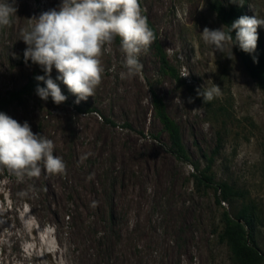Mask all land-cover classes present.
Returning <instances> with one entry per match:
<instances>
[{
  "label": "rangeland",
  "instance_id": "obj_1",
  "mask_svg": "<svg viewBox=\"0 0 264 264\" xmlns=\"http://www.w3.org/2000/svg\"><path fill=\"white\" fill-rule=\"evenodd\" d=\"M217 2L239 4L140 0L157 34L140 56L142 77L120 78L117 38L102 58L105 72L93 97L76 103L56 81L65 102L42 100L34 84L6 108L3 113L54 142L66 171L19 181L0 168V264H235L219 233L223 213L240 201L218 204L215 190L198 184L193 163L200 170L211 164L216 182H228L259 205L264 252V93L233 46L229 58L201 38L205 27L225 31ZM241 2L247 16L264 18V0ZM16 3L13 25L0 28V99L44 75L25 63L20 32L28 19L58 9L62 0ZM258 35L264 41V26ZM57 75L53 68L52 78ZM213 83L221 94L204 103L197 89ZM152 89L179 124L191 162L170 153Z\"/></svg>",
  "mask_w": 264,
  "mask_h": 264
},
{
  "label": "clouds",
  "instance_id": "obj_2",
  "mask_svg": "<svg viewBox=\"0 0 264 264\" xmlns=\"http://www.w3.org/2000/svg\"><path fill=\"white\" fill-rule=\"evenodd\" d=\"M243 3L241 0H230ZM16 0H0V28L11 27L17 16ZM264 26V18L243 15L235 20L228 31L210 30L205 27L200 34L215 52H228L238 43L240 49L254 54L258 44V28ZM235 30V40L231 32ZM119 39V51L124 71L121 79L142 77V53H146L155 41V33L143 14L140 0H62L58 9H51L28 19L20 32V40L27 45L24 61L40 66L44 75L35 79L46 87H37L42 100L51 96L57 105L66 101L56 81H61L76 97V103L95 95L101 85L105 69L102 58L111 54L112 45ZM253 61L258 62L253 56ZM55 68L58 75L52 78ZM186 77V76H184ZM221 94V88L213 83L209 88L197 89L204 103ZM191 102V101H190ZM54 142L44 135L34 133L27 121L18 122L0 112V168L7 169L19 181L38 178L42 171L51 175L65 173L64 160L54 155Z\"/></svg>",
  "mask_w": 264,
  "mask_h": 264
},
{
  "label": "trees",
  "instance_id": "obj_3",
  "mask_svg": "<svg viewBox=\"0 0 264 264\" xmlns=\"http://www.w3.org/2000/svg\"><path fill=\"white\" fill-rule=\"evenodd\" d=\"M214 10L227 32L230 25L243 15H247L246 6L243 3L225 6L219 2L213 5ZM149 26L157 34L149 22ZM233 40H235V30L231 32ZM155 38V39H156ZM236 55L240 58V61L248 72V74L257 82L258 86L264 93V41L259 36L257 49L254 54H249L242 51L238 43L233 44ZM161 59L164 65L169 67L167 56L160 48ZM253 56L256 57L258 62L253 61ZM172 75L178 79L175 72L170 69ZM36 84L39 87H46L43 81L31 80L30 83L22 89V91L12 92L9 96L0 99V112H4L6 108L13 102L21 101L23 94L30 91L31 87ZM152 102L155 108L156 115L161 121L163 128L170 136L171 146L170 153L176 157V159L183 162H191L187 149L184 145L182 132L179 124L171 118L168 113L167 106L163 98L153 89L151 90ZM202 98V97H201ZM203 99V98H202ZM193 169L196 172L194 174L198 184H202L208 188L215 190L217 194L218 204L223 202L240 204L232 212L225 211L222 216L223 228L219 233V237L222 242H225L232 254L235 264H263L264 252L261 250L258 244V225L261 221V213L259 205L251 199L249 195L236 190L228 182H216L213 174L212 167L209 164L205 169L200 170L199 165L192 164ZM200 172V173H199ZM197 173H199L197 175Z\"/></svg>",
  "mask_w": 264,
  "mask_h": 264
},
{
  "label": "bare ground",
  "instance_id": "obj_4",
  "mask_svg": "<svg viewBox=\"0 0 264 264\" xmlns=\"http://www.w3.org/2000/svg\"><path fill=\"white\" fill-rule=\"evenodd\" d=\"M87 204H88V206H90V207H91V206L93 207V205H94V204H91V202H89V203H87Z\"/></svg>",
  "mask_w": 264,
  "mask_h": 264
}]
</instances>
